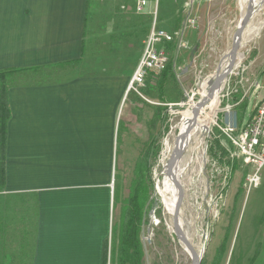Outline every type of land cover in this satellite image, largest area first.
Listing matches in <instances>:
<instances>
[{"label":"crops","instance_id":"crops-1","mask_svg":"<svg viewBox=\"0 0 264 264\" xmlns=\"http://www.w3.org/2000/svg\"><path fill=\"white\" fill-rule=\"evenodd\" d=\"M188 1L197 13L195 0ZM227 1L234 8L235 0H217L214 10L223 13ZM89 2L0 0V71L7 82L13 81L7 90L6 182L0 196L22 200L3 208L20 211L22 225L29 216L33 221L32 264H101L103 241L108 237L110 243L113 232L114 163L128 151L127 145H141L128 141L140 137L135 129L164 122L161 107L167 110L164 103L176 102L157 87L160 83L165 90L171 80H161V72L152 74L147 93L156 100L134 94L126 106L125 121L130 124L119 134L117 114L131 93L129 77L145 40L141 29L138 35L142 23L138 25L130 11L119 10V1H109L102 10L98 4L92 13ZM100 17L105 25L100 26ZM127 18L133 20L132 37L123 33ZM97 58L101 64L96 67ZM176 66L185 72L173 63L175 72ZM48 67L55 68V78L44 80ZM96 97L103 100L97 102ZM229 102L235 104V99ZM151 136L147 131V138ZM219 152L211 151L234 168L235 159L219 158ZM254 188L242 233L249 250L243 248L237 264H264L262 178ZM3 235L8 239L10 233Z\"/></svg>","mask_w":264,"mask_h":264},{"label":"rangeland","instance_id":"rangeland-1","mask_svg":"<svg viewBox=\"0 0 264 264\" xmlns=\"http://www.w3.org/2000/svg\"><path fill=\"white\" fill-rule=\"evenodd\" d=\"M109 1H119V10L130 11L132 13L131 17L137 19L138 25L141 20L142 27H138V35H140V29H142V36L146 40L154 18L148 13H135L133 0H90V13L93 12L94 8L97 9L98 4L100 10H102L103 6H107ZM186 1L188 0H159L158 16L155 18L158 27L170 32L182 30V41L186 43L185 47H179L180 36H178L173 39L168 48V44H163L168 50L166 55L168 58L167 63L169 58H173L172 61L176 65H180L181 69L187 67L188 70L182 72L176 66V80H171L169 85H165V90L160 83L157 85L158 88H161L162 94L165 92L167 98L179 100L178 103H180L172 107L171 110H165L166 120L164 122L159 121L158 124L155 122L150 124L149 122L147 123L148 125L145 124L142 128L135 129V135L140 137L133 136V140L130 139L128 141L134 143L138 141L141 145L134 147L133 144L127 145L128 151H126L125 155L120 156V161L114 163L113 168L111 195L113 232L111 233L114 234V237H112L114 244L115 226L118 221V215L121 214L120 209L123 203L121 199L129 191V185L134 178L136 162H139L137 164V170L139 171V166L143 164V156L141 155L150 143V138L153 137V152L155 153L151 155L149 170L151 187L146 184L143 187L144 191L141 193V198H143L145 192L148 191L150 193L149 200L152 202L148 209L146 221H141L140 238L143 249V264H191V257L186 254L181 242L170 228L172 223L171 215L162 204L160 197L155 193V186L158 181L156 178L161 179L159 186L163 192L162 177L164 178V175L161 172L163 169L164 141L165 139L171 140L172 137L177 136V128L181 122V117L188 113L189 106L185 104H187L189 98L193 96V102L200 100L201 85L215 73L213 71L230 50L233 33L240 19L238 0H235L234 8H232L230 1L225 2L222 6L223 13L217 12L218 9L214 10L217 7V0H195L194 6L198 12L192 13L196 21L193 27L186 22L187 10L184 6ZM153 4L154 1L151 0L149 10L152 9ZM253 7L252 16L245 27V29L247 27L248 29L243 33L240 40L236 65L229 79L230 84L233 85L235 83V93H233L231 98H235V109L239 120L242 118L248 119L253 115L255 105L264 95V2L259 5L255 4ZM98 21H103L101 25H105V18L100 17ZM127 21L128 28L125 27L123 33L127 37H132V32H135L134 29H131L133 20L127 18ZM97 32L99 33V31ZM173 44H176V46H172ZM96 61L97 67L98 64H101V58H97ZM86 66L95 70L92 66ZM101 67H98L97 70H100ZM162 70L158 71L157 74ZM55 73V68L48 67L45 76H43L44 80L55 78ZM131 76L132 74L129 77V81ZM253 81L258 83V88L251 86ZM5 83L8 89L13 84V81L7 82L6 79ZM147 87L148 85L138 88V90L148 101L152 102L156 99L147 93ZM129 92L131 93L128 97L126 93L122 100L117 114L116 122L120 126L119 134H122L123 128L130 124V122L125 121L126 106H128L129 99L134 94L141 98L135 91L130 90ZM96 98L97 102L103 100V97ZM220 98L221 95L216 99L217 105ZM141 99L144 100V98ZM144 102L145 107L149 106L148 102ZM223 102H226V100L221 99L220 103ZM169 111H172V113L167 117ZM207 114L210 116L211 112L208 110ZM200 118L203 119L205 117L202 116ZM219 122L222 123L221 120ZM198 123L200 125L201 122L199 121ZM145 127L148 129L145 130ZM151 127L153 128L150 131L149 128ZM147 131L148 134L151 133L152 135L150 138L148 137L149 139L147 138ZM213 134H219L217 128L213 129ZM197 136L198 134L195 132L193 137ZM205 136L206 132H203L197 137L195 142L194 139L192 140V144L187 146L181 156L182 169L180 166L177 167L180 169V179H178L183 187V200L180 206L179 219L182 229L186 232L185 234L194 249L200 251V249L204 248L201 264H237L238 259L243 256V248L247 246L246 249L249 250V243L243 239L242 233L248 218V209L257 189L253 187L246 191L243 186L245 174L251 170L250 166L244 165L241 160L237 159L233 168V163L229 166L221 159L216 160L213 157L210 146L217 145L221 140L227 144L223 136L209 139L208 158L211 160L207 163L199 160L198 155L201 153V146L204 145ZM224 149L226 150V148ZM260 176L262 184H264V167L260 170ZM4 186L1 188H5ZM168 195L172 196L176 203L173 192ZM5 197L0 196V224L8 219L9 214V220H11L6 221L7 231L10 233V236L7 235V241L11 244L8 251L11 257L8 259L9 263L6 264H32L33 221L29 216L27 222L22 225L19 220L20 211L15 210L10 213L8 208H3L5 205H11L22 200L16 198L8 200ZM30 197L32 196L30 195ZM119 202L120 204H118ZM0 238L5 239V236L2 234ZM14 260L15 262H12Z\"/></svg>","mask_w":264,"mask_h":264},{"label":"built area","instance_id":"built-area-1","mask_svg":"<svg viewBox=\"0 0 264 264\" xmlns=\"http://www.w3.org/2000/svg\"><path fill=\"white\" fill-rule=\"evenodd\" d=\"M133 1L135 13H148L154 18L149 35L144 42L140 59L132 73L127 87L128 91L133 90L139 94L141 98L147 100V98L140 93L138 88L147 85L151 73L157 74L158 71L164 69L165 64L167 63V50L163 46V43L172 42L173 39L178 36H180L178 43L179 47H185L186 43L182 41V30L170 32L156 25L155 18L158 16L159 0H153L154 4L150 10L149 7L151 0ZM184 6L187 10L186 22L188 25L194 27L196 21L195 16H192V1H187ZM233 70L229 74L225 86L220 91L221 98L218 107L215 109L212 116V121L209 124L208 129L204 131L206 132V139L203 141L204 145L201 146V153L198 155V158L202 162L205 161L207 163L210 161L211 159L208 158L209 139L216 136H223L227 144L222 142L223 146H220L222 150H219L220 152L218 153L219 158L222 157L224 160L239 159L244 165L251 167V170L245 174L243 183L246 191H248L250 188L256 187L260 184V170L264 167V95L258 100L253 115L248 119L242 118L239 120L237 117V124L235 127L225 124L222 119L223 112L232 110L235 107L234 103L229 102V98L235 93V83L232 85L229 82ZM178 80H180L179 77ZM251 86L258 88V83L253 81ZM221 99H225L226 102L220 103ZM178 101L164 104L168 107L167 110H171L172 107H175L180 103H178ZM171 113L172 111H169L167 117L168 115H171ZM220 120L222 123L219 122ZM213 127L217 128L219 134H213ZM192 140L189 142V146L192 144ZM223 147L226 148V150ZM215 159L219 160L216 157Z\"/></svg>","mask_w":264,"mask_h":264},{"label":"trees","instance_id":"trees-1","mask_svg":"<svg viewBox=\"0 0 264 264\" xmlns=\"http://www.w3.org/2000/svg\"><path fill=\"white\" fill-rule=\"evenodd\" d=\"M103 23L100 22V26ZM142 30V29H141ZM171 42L163 43L170 46ZM172 46H176L173 44ZM166 48V47H165ZM166 48V49H167ZM168 52V50H167ZM173 58H169V62L165 68L161 71V80L166 81L167 78L174 80L176 77V72L173 67ZM6 73L0 71V191H2V186L6 182L5 173V149H6V123L9 118L10 112L7 104V86H6ZM163 86V85H162ZM235 99V98H234ZM178 101V100H176ZM165 109L161 107V119H166ZM153 137L147 148L144 150L141 156H143V164L139 166V171L137 170L136 162L134 167V178L129 185V191L123 199L121 206V214L118 217V221L115 226V241L114 246L112 239L109 243L108 237L103 241V251L101 264H143V249L142 242L140 238L141 231V221H146V216L148 209L151 206V201L149 200L150 193L147 191L143 198H141V193L143 187L147 184L151 187V179L149 175L150 170V158L154 155L153 152ZM211 151L214 155L217 154L218 150H222L219 143L215 146H210ZM22 224V223H21ZM6 223L0 224V235L6 234ZM15 230V228H14ZM112 237L114 234L112 233ZM34 241V240H33ZM7 239L0 238V264L9 263L8 251L10 250L11 244ZM34 244V242H33ZM34 255V250H33ZM33 260V259H32ZM12 262H15L12 261Z\"/></svg>","mask_w":264,"mask_h":264},{"label":"bare ground","instance_id":"bare-ground-1","mask_svg":"<svg viewBox=\"0 0 264 264\" xmlns=\"http://www.w3.org/2000/svg\"><path fill=\"white\" fill-rule=\"evenodd\" d=\"M262 2H264V0H254L253 1L252 9H251L252 11L251 16L254 10L253 6L255 4L259 5ZM247 5H248V0H238V7L240 10V19L246 13ZM247 29L248 27L244 29L243 33H245ZM167 59L168 58L166 56V62H167ZM222 61L223 62H221L220 70H218L217 73L215 72L211 77L209 76L210 78L208 79V81H205L202 83L200 100L193 102L192 101L193 96H192L187 101V104H185L189 106V109L187 111L188 113H185L181 117V122L179 124V127L177 128L178 129L177 136L172 137L171 140L165 139L164 141V155L162 159L163 169L161 172V174L164 175V178L162 177L163 192L161 191L160 186H159L161 183V179L156 178L158 181L156 182L155 193L160 197L162 204L166 208L167 212L171 215V217L174 213L176 203L173 197L169 196L168 194L173 192V195L175 196V200L177 201L178 187L175 184V180L179 181L180 179L179 177L180 169L177 167L180 166V168L182 169L181 167L182 157L177 155V151L184 145V143H186V141L193 138V134L195 132H197L199 136L201 133H203L204 131L208 129V126L212 121V116L215 112V109L218 107V105L216 104V99L221 95L220 88L216 86L215 84H213V79L216 77L217 74H220L224 71L225 65L227 63V58L226 59L224 58ZM208 110L211 112L210 116L207 114ZM202 116L205 117L203 118L204 120L200 118ZM199 121L201 122L200 125L198 123ZM197 137H195L194 142L197 139ZM170 228L172 229V223L170 225ZM186 237L188 241L190 242L187 235ZM182 247L185 250L186 254H188L191 257V251L184 244H182ZM196 251L200 253L203 252L201 249L200 251L198 250Z\"/></svg>","mask_w":264,"mask_h":264},{"label":"water","instance_id":"water-1","mask_svg":"<svg viewBox=\"0 0 264 264\" xmlns=\"http://www.w3.org/2000/svg\"><path fill=\"white\" fill-rule=\"evenodd\" d=\"M253 1L254 0H248L246 13L240 19L233 33L230 50L224 55L225 56L224 58L225 59L227 58V63L225 65L224 71L220 74H217L216 77L213 79V84L218 86L220 88V91L225 86L229 74L232 72V70L234 69L236 65V59L238 56V48H239L240 40L242 38L243 31L251 18V12H252L251 9H252ZM220 68H221V62L219 63L217 68L214 70V72L217 73V71L220 70ZM183 70L187 71L188 68L185 67ZM222 119L225 124H228L231 127H235L237 124V110L232 109V110L223 112ZM192 139L186 141V143H184V145L177 151L178 156L180 157L182 156L186 146L189 144V142ZM175 184L178 187V197H177L174 213L172 215V231L177 237V239L181 242V244H184L191 251V260H192L191 264H201L203 252L200 253V252H197L196 249H194L193 245L188 241L185 235V232L183 231L181 227V223L179 220V213H180V206L183 200V187H182V184L177 180H175Z\"/></svg>","mask_w":264,"mask_h":264}]
</instances>
